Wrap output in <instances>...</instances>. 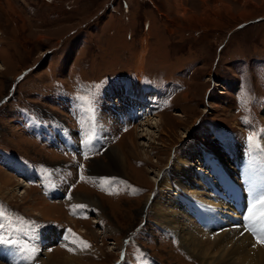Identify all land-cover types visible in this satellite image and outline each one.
<instances>
[{
  "label": "rangeland",
  "instance_id": "obj_1",
  "mask_svg": "<svg viewBox=\"0 0 264 264\" xmlns=\"http://www.w3.org/2000/svg\"><path fill=\"white\" fill-rule=\"evenodd\" d=\"M122 91L162 133L126 118ZM188 145L212 185L203 150L264 174V0H0V189L12 180L0 225L28 257L0 244V264H214L187 252L156 205L157 174ZM7 160L43 169L49 200L37 182L26 198ZM39 198L59 204L55 219ZM196 224L227 232L207 215Z\"/></svg>",
  "mask_w": 264,
  "mask_h": 264
},
{
  "label": "bare ground",
  "instance_id": "obj_2",
  "mask_svg": "<svg viewBox=\"0 0 264 264\" xmlns=\"http://www.w3.org/2000/svg\"><path fill=\"white\" fill-rule=\"evenodd\" d=\"M128 100L130 101V98L125 95L124 91L120 92L118 99L114 98V101L130 105L127 119L131 120L137 116L138 121H142L143 125L155 126L158 129L157 132L162 133L161 124L163 122L160 117L149 118L147 113L144 114V111L142 114L139 113V109L142 110L144 104L140 101H130L133 103L130 104ZM104 118H107L106 113L101 111L99 115L100 122ZM145 131L148 132L147 129ZM149 134L151 133L149 132ZM157 135L153 134L155 138ZM184 137L187 138V136ZM185 148L186 150L180 153L169 169L166 170L168 172L158 173L154 180L158 192H161L156 196L157 200L159 199L162 202L161 204H159V201L156 202L157 206L160 205L157 207L158 211L164 213L163 217L171 220V227L175 232L180 233V239L188 253L200 256L199 254L204 251L201 256L208 260H210L208 252L214 253L217 255L214 264H264V244L252 240L255 236L246 227L255 226L259 231V222H250L245 219L249 214L248 209L251 207L253 200L264 193V174H261L259 169H256L239 156L228 160L223 152L212 156L211 153L203 150L204 157L199 160V163L205 161L217 168V173L214 174L216 182L212 185L208 178L201 174V170L197 171L195 169V150L191 148V145ZM241 179L244 181L241 182ZM11 182V178H3L1 186L2 191H5L2 192L3 196L10 193L7 187ZM226 183L230 184L231 189L226 186ZM21 186L25 188L23 195L33 200L32 188L28 180H22ZM219 186H224L225 191L222 192L228 193H225L226 197L220 193L221 191H218L221 189ZM245 188H247V191H244ZM14 190L11 195L15 194ZM232 199L234 201H231ZM74 202L78 203L79 200H74ZM36 203L41 207L43 206L42 211L44 214L42 215L55 219L52 215L57 212V207H60L59 204H45L41 198ZM187 205L191 206L193 216L186 215L188 214L185 211L188 208ZM199 211L203 212L198 215ZM169 214L172 216H169ZM203 215H207L212 223L224 227L227 232L222 231L223 233H220V236L212 233L204 235V229L199 228L196 224ZM185 226L187 231L183 230ZM196 226L199 229H196ZM261 234L264 235V233ZM209 236L211 238L208 239ZM2 250L4 249H0V254ZM50 261L49 257L43 264H48Z\"/></svg>",
  "mask_w": 264,
  "mask_h": 264
},
{
  "label": "snow or ice",
  "instance_id": "obj_3",
  "mask_svg": "<svg viewBox=\"0 0 264 264\" xmlns=\"http://www.w3.org/2000/svg\"><path fill=\"white\" fill-rule=\"evenodd\" d=\"M249 144L253 147H258V142L256 137L250 136L249 137ZM261 151H264V149H261ZM87 158V157H85ZM77 208H84L85 205H76ZM248 216L245 217L246 220L250 222H259V231L257 230V227L255 226H246L248 227V230L252 232V234L255 236L257 243L264 244V235L261 233H264V193L260 194V196L257 199H254L252 202L251 207L248 209ZM70 231V230H69ZM67 240L68 237H65ZM72 243H79L82 246V249L89 248L90 245L85 241H80L78 238L73 236ZM0 244L3 245H14L19 248V250L24 253L25 258L27 257V249L24 245H20L18 241L12 240L10 238L5 237L2 230V225H0ZM69 251H72L71 248L68 249ZM34 251V249H33Z\"/></svg>",
  "mask_w": 264,
  "mask_h": 264
},
{
  "label": "crops",
  "instance_id": "obj_4",
  "mask_svg": "<svg viewBox=\"0 0 264 264\" xmlns=\"http://www.w3.org/2000/svg\"><path fill=\"white\" fill-rule=\"evenodd\" d=\"M116 95H117V93H116ZM7 161H10V162H13V163L18 162L17 160H12V161L11 160H7ZM10 165L13 167L12 163H10ZM17 172H18V176H20V175H26L27 176L28 173H31L30 181L34 182L33 185H35V179L34 178L36 176H38V178H40V180L42 181L43 184L46 182L45 175H44V170L43 169L40 170V168H38L35 164H33L31 162H24V163L18 162ZM44 186H45L46 191L48 192V186L46 184H44ZM53 191H54V189L49 190V192H51V193ZM40 193H43V192H40ZM49 195H50L49 193H44L43 197L46 200H49ZM44 202H45V204H48L46 201H44ZM40 209L42 210V208H40ZM70 248L73 249V247H70ZM72 252L73 251H68L67 254H71ZM19 253H20V250L18 248V255H19ZM67 254H66V260L69 263V260L71 259L70 258L71 256H69ZM22 257H23V254H22V256H18L19 261H23L24 260L23 263H25V258L23 259Z\"/></svg>",
  "mask_w": 264,
  "mask_h": 264
}]
</instances>
